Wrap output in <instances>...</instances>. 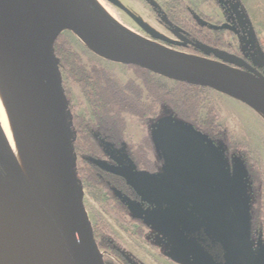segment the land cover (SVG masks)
I'll return each instance as SVG.
<instances>
[{
  "label": "water",
  "instance_id": "obj_1",
  "mask_svg": "<svg viewBox=\"0 0 264 264\" xmlns=\"http://www.w3.org/2000/svg\"><path fill=\"white\" fill-rule=\"evenodd\" d=\"M66 30L114 63L214 90L264 117V74L240 58L199 47L223 60L217 62L174 50L127 30L93 0H0V87L35 182L32 190L0 126V243L21 264H107L84 206L87 186L78 169L77 131L55 53ZM165 166L161 177L104 165L186 203L239 254L244 229L176 134L165 143Z\"/></svg>",
  "mask_w": 264,
  "mask_h": 264
},
{
  "label": "rangeland",
  "instance_id": "obj_2",
  "mask_svg": "<svg viewBox=\"0 0 264 264\" xmlns=\"http://www.w3.org/2000/svg\"><path fill=\"white\" fill-rule=\"evenodd\" d=\"M103 1L117 19L136 34L152 41L157 38L161 43H181L176 35L157 20V15L171 10L172 0ZM185 3L197 16H207L212 27L235 24L214 0H185ZM61 36L86 61L100 62L106 71L117 76L123 83L126 84L135 77L126 66L95 53L72 31H63ZM231 42L235 49L244 48L242 36L238 31H234ZM262 51V45L259 43L261 54ZM63 78L65 82L66 78ZM148 83L154 92H157L158 86L173 88L176 84L160 76L149 80ZM65 89L66 94H71L73 105L79 107L77 116L82 118L83 124L93 122L91 109L79 88L67 82ZM123 97L122 93H118L115 98ZM203 100L199 122L202 124L205 121L206 110L214 109L219 117V124L227 129L232 143L245 145L252 158L258 162L264 184V117L240 101L211 89H206ZM168 103L152 122L150 143L149 133L131 116L126 117V135L123 138L114 119L105 121V127L111 129L114 140H122L119 153L113 146L108 147L116 161L122 163L116 164L115 168L131 170L126 150L129 146H139L143 150V163L148 168V173L163 177L166 174L165 143L170 135L179 136L193 150L208 184L225 198L244 229L246 238L240 253L235 254L216 238L206 221L189 205L163 192L138 184L133 185L136 199L127 196L123 198L129 208V216L127 221H124L107 212L106 205H109V202L106 192L84 181L87 186L84 206L92 226L100 223L107 226L120 240L127 254L137 260V264H264V244L254 246L249 240L251 223L246 166L239 156L226 152L227 146L222 140L214 142L206 134L197 131L185 113L179 110V113H176L174 104ZM102 254L105 262L122 264L108 253L102 251Z\"/></svg>",
  "mask_w": 264,
  "mask_h": 264
},
{
  "label": "trees",
  "instance_id": "obj_3",
  "mask_svg": "<svg viewBox=\"0 0 264 264\" xmlns=\"http://www.w3.org/2000/svg\"><path fill=\"white\" fill-rule=\"evenodd\" d=\"M236 1L242 5L241 0ZM170 9L167 16L173 25L182 26L178 30L180 38L187 39L189 43L191 41L189 38L194 37L190 43L201 45L212 51H219L223 48L220 39L211 35L212 30L207 25L199 23L197 16L189 9L185 0H172ZM244 11L251 26L250 30H253L248 14L245 9ZM155 40V42L174 50L201 58L212 60L213 57L218 61H223L213 55L212 52L206 53L202 50L169 42L161 43L157 38ZM55 53L60 70L66 78L63 83L64 89L67 82L78 87L95 117L94 123L86 122L83 124L82 118L77 116L79 107L73 105L71 94H66L78 134L76 153L79 172L85 182L98 186L106 192L109 202L106 207L110 215L127 221L129 208L123 198L127 196L125 194L127 190L134 191L133 185L136 183L121 178L104 167V165L112 167L107 161L119 163L111 151H108V147L113 146L114 149L115 144L104 135L105 121L110 118L114 119L122 137H124L126 135L127 116L135 118L140 126L147 130L150 127V122L157 118L162 107L169 104L168 102H172L174 111L185 113L197 131L206 134L214 142L222 140L227 146L226 152L239 156L243 161L247 170L246 189L251 223L250 240L252 241L253 234L254 237L264 239V184L261 168L258 162L252 158L245 145L232 143V138L227 129L219 124V117L214 109L206 110L205 121L202 124L199 122L200 113L203 111L205 88L176 83L173 88L158 86L157 92H154L148 82L154 80L157 75L134 66H126L134 73L135 77L125 84L117 76L106 71L100 62L86 61L62 36L56 41ZM118 93L123 94V99L115 98ZM150 138L148 140L151 142ZM133 148L129 146L128 159L132 167L131 170L138 171L140 169H138L139 166L136 161L142 160L143 157L140 147L137 146V150ZM93 228L100 250L121 260L123 264H133L134 259L127 254L120 240L107 226L100 223Z\"/></svg>",
  "mask_w": 264,
  "mask_h": 264
},
{
  "label": "flooded vegetation",
  "instance_id": "obj_4",
  "mask_svg": "<svg viewBox=\"0 0 264 264\" xmlns=\"http://www.w3.org/2000/svg\"><path fill=\"white\" fill-rule=\"evenodd\" d=\"M214 1L217 4V6L220 7V9L223 12L226 13V15L228 17L233 19L235 24H233V25L224 24V25H222L221 27H218V28L212 27L210 25L211 20L207 16H202V15H198L197 16V14L190 8L189 5H188V7L197 16V18L199 20V23L207 25L212 30V32H211L212 34L211 35L213 37H215V38L220 39V41H221V43L223 45V48L220 49L217 52L230 54L232 56H235L237 58L242 59L243 61H245L246 63L250 64L253 67H260L259 68L260 73L264 74V60H263L262 54L259 52V43H260V41L258 40V38L255 37L254 31L250 30L251 26H250V23H249V20H248L246 14H245L243 3H242V5H240V4L237 3L236 0H214ZM234 8H235V11L233 12ZM169 12H165L163 14L157 15V20L163 26H165L167 30L171 31L174 35H176L178 37V39L181 41V43L180 44H176V45L202 50L199 47H203V46L197 45V44H194V43L193 44L190 43L191 41H193L194 37L189 38V41L190 40L191 41L188 43L187 39H182V38H180L178 36V34H179L178 30L180 28H182V26L180 27L178 25H173L172 21L167 16V14ZM234 31H238L241 34L242 42L244 44V48L243 47H239V48L235 49L232 46V42L231 41H233ZM169 43H171V42H169ZM172 44H174V43H172ZM203 48H205V47H203ZM213 55H215V54L213 53ZM211 59L215 60V61L216 60L218 61V59L213 58V57ZM73 120H74V116H73ZM88 122H90V121H88ZM94 122H95V117H94V121L92 123H94ZM103 127H104V135L106 136L107 139H109L110 141H112L115 144L114 150L117 153H119L118 151H119V149H121V141L122 140L121 141H120V139L118 141L114 140L113 134L110 133L111 129L108 130V128L105 127V123H104ZM151 129H152V122H150V127L146 130V132L149 133V137H151V134H150L151 133ZM119 131H120V129H119ZM120 133H121V131H120ZM121 138H123V137H121ZM149 143H150V141H149ZM133 149L137 150V147H134ZM129 150L130 149L128 147V149L126 150L127 156L129 155ZM142 151L143 150L141 148V154H142V157H143L142 160L136 161V164L139 166L138 169H140V170H138V171L136 170L134 172H137V173H145L146 172L147 174H150V173H148L149 172L148 168L143 163V159H144L145 156L143 155ZM133 159H134V157H133ZM107 163L109 165H112V168H115V165L117 164V163L112 162V161H107ZM109 167H111V166H109ZM125 194L128 197L136 199L135 192L132 191V190H127V192H125ZM252 243L254 244V246H257L259 243L264 244V239H260L259 237H254V234H253ZM118 261L120 263L122 262L119 259H118ZM132 262H133V264H137V260H135V259ZM108 264H110V263H108ZM122 264H123V262H122Z\"/></svg>",
  "mask_w": 264,
  "mask_h": 264
},
{
  "label": "bare ground",
  "instance_id": "obj_5",
  "mask_svg": "<svg viewBox=\"0 0 264 264\" xmlns=\"http://www.w3.org/2000/svg\"><path fill=\"white\" fill-rule=\"evenodd\" d=\"M33 2V0H30ZM93 2L108 16H110L114 21H116L118 24L122 25L127 30L135 33L133 30H131L129 27L125 26L123 23H121L117 17L113 14V12L108 8V6L104 3L103 0H93ZM136 34V33H135ZM95 53L105 56L104 54L98 52L95 50ZM0 126L2 127V130L4 131V134L8 140V143L10 145V148L12 150V153L14 155V158L18 164V167L20 169V172L22 173V176L24 177L26 183L28 186L35 190V182L32 176L30 163H29V156L27 153V150L23 144L22 138L20 137V134L18 132V129L16 127L14 118L12 116L10 107L8 105V102L6 100L5 94L0 87ZM0 264H21L20 260H14L8 250L4 248V246L0 243Z\"/></svg>",
  "mask_w": 264,
  "mask_h": 264
},
{
  "label": "crops",
  "instance_id": "obj_6",
  "mask_svg": "<svg viewBox=\"0 0 264 264\" xmlns=\"http://www.w3.org/2000/svg\"><path fill=\"white\" fill-rule=\"evenodd\" d=\"M252 24L254 35L262 45L264 60V0H241Z\"/></svg>",
  "mask_w": 264,
  "mask_h": 264
}]
</instances>
